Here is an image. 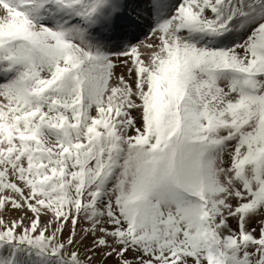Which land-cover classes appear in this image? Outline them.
Instances as JSON below:
<instances>
[{"label":"snow or ice","instance_id":"6c2138e0","mask_svg":"<svg viewBox=\"0 0 264 264\" xmlns=\"http://www.w3.org/2000/svg\"><path fill=\"white\" fill-rule=\"evenodd\" d=\"M0 264H264V0H0Z\"/></svg>","mask_w":264,"mask_h":264}]
</instances>
